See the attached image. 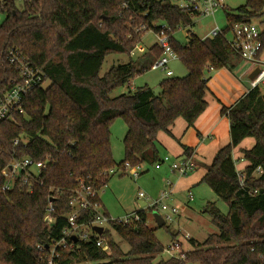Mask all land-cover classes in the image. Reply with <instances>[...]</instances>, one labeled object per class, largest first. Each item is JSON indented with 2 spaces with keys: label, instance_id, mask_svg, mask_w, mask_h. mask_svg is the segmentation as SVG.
<instances>
[{
  "label": "trees",
  "instance_id": "1",
  "mask_svg": "<svg viewBox=\"0 0 264 264\" xmlns=\"http://www.w3.org/2000/svg\"><path fill=\"white\" fill-rule=\"evenodd\" d=\"M0 0V99L18 82L8 53L18 51L42 69L47 88H38L24 101L25 114L0 123V264H49L52 245L69 229V202L80 182L91 181L101 191L108 184L104 173L126 163L131 166L160 163L157 137L184 119L194 127L206 111L208 72L234 70L240 56L225 38L201 39L188 32L186 44L175 37L172 47L188 73L169 77L156 94L149 86L113 98V93L143 74L161 57L142 64L131 61L100 71L107 56L130 55L142 41L141 28L156 33L163 25L173 33L193 26L189 13L163 0ZM231 23H256L261 29L260 53L264 58V0H245L236 11H227ZM142 36V37H141ZM230 121L231 142L206 166L201 184L207 185L228 205L225 215L211 202L204 213L218 228L204 243L188 239L190 264H264V92L248 91L232 107L222 111ZM121 119L127 127L123 140L125 158L113 156L111 128ZM252 138L255 145L242 150L248 163L241 183L234 150ZM19 140V144L15 142ZM186 157L192 149L184 148ZM47 161L46 171L32 189L23 176L10 191H3L6 173L14 161ZM259 170V171H258ZM54 200V222L46 223L49 201ZM156 210L148 212L151 216ZM143 221L133 226L112 224L102 236L80 239L73 249L60 248L59 264H185L176 258H160L165 247ZM91 221L82 213L78 225ZM162 228H167L166 224ZM115 230L131 246L128 253L114 241ZM177 235H173L174 241ZM101 239L110 254L97 246ZM38 247H42L39 250Z\"/></svg>",
  "mask_w": 264,
  "mask_h": 264
},
{
  "label": "built area",
  "instance_id": "2",
  "mask_svg": "<svg viewBox=\"0 0 264 264\" xmlns=\"http://www.w3.org/2000/svg\"><path fill=\"white\" fill-rule=\"evenodd\" d=\"M171 3L175 8L189 13L191 18H205L215 16L221 10H227L228 6L226 0H163ZM229 28L222 30L218 26L214 27L208 36L204 39H213L217 37L225 38L228 45L233 51H235L246 65L251 66V71L259 68V74L251 80V88L264 87V58L260 53L261 49V29L256 23L242 22L231 23L228 20ZM183 29L182 26L178 28V31ZM157 34V47L161 50V57L153 64L152 70H164L168 77H172L173 73L169 70L171 62L180 60L179 56L173 50L172 39L175 33L166 25L156 33ZM8 61L10 66L14 67L18 74V82L8 91V93L0 99V123L12 120L15 114H25L24 101L25 99L38 88H44L47 82V76L45 72L39 67L33 66L29 63L18 51L11 50L8 53ZM19 144V140L15 142ZM239 164L240 161H235ZM49 164L47 161L37 162L33 159H23L21 161H14L10 168L7 170L6 183L3 186V191H10L14 188L16 182L23 176V185H28L30 189L34 185L39 184V177L43 171H46ZM162 164H170L172 173H177L181 177H187L197 169V164L193 157H184L178 160H173L170 156H166L155 167L159 169ZM143 164L137 166H131L130 163H126L121 167H113L104 175L110 177L122 171L123 175L129 173L133 178L138 179L144 174ZM259 171V170H258ZM239 178L243 183L245 176L243 172L239 171ZM80 187L73 191L69 206L70 212L67 215L69 229L65 231L64 237L61 241L52 245L49 264H59L61 259L60 248L73 249L74 242L72 237L75 236L79 240L88 241L89 238L84 234L83 229L88 228L92 231V236H98L94 232L93 228L109 227L112 224L133 226L138 223H142V212L148 214V212L156 210L160 213L165 224H171L180 215V209L168 204L170 193L164 191L157 199H152L144 192H139V202L144 201L146 204L142 207L139 203L138 211H134L125 215L122 218L114 219L112 216L104 212L102 204L99 198L98 191L91 181L80 182ZM171 183H167V187H170ZM189 201L194 200V196L191 192L188 195ZM55 211L54 200L49 201V205L46 212L45 221L51 225L54 222L52 215ZM88 212L91 216V221L84 225H78L77 220L82 213ZM148 225V223L146 224ZM190 239L189 236H185ZM97 246L105 250L106 245L99 239ZM42 250V247H38ZM164 253L168 254L169 258H176L182 262L187 263L186 250L183 249L179 241H173L168 247L164 249Z\"/></svg>",
  "mask_w": 264,
  "mask_h": 264
},
{
  "label": "rangeland",
  "instance_id": "3",
  "mask_svg": "<svg viewBox=\"0 0 264 264\" xmlns=\"http://www.w3.org/2000/svg\"><path fill=\"white\" fill-rule=\"evenodd\" d=\"M228 6L227 10L219 11L215 16L205 18H195L193 26L180 29L174 34L175 39L180 44H186L188 41V32L204 39L208 36L210 31L218 26L220 29L225 30L229 28L227 20V11H236L238 8L245 5V0H226ZM16 6L19 11H23V0H17ZM4 20V16L0 14V25ZM148 31V32H146ZM144 34L142 41L137 45L135 50L130 55L125 54H112L106 57L105 62L100 71V77L105 76L113 67L127 65L131 61L139 65L147 59L155 57V53L151 52L152 48L157 46V34L148 28H141ZM142 37V36H141ZM251 68V66H248ZM169 70L173 72V78L185 77L188 73L181 60L171 62ZM238 71L237 75L239 76ZM167 78L166 71L164 70H149L143 74L136 75L127 85L118 88L112 95L113 98L126 95L132 92L131 88H141L149 86L156 94L160 93L159 84ZM237 79V78H236ZM248 81V77L245 78ZM50 82H46L44 88L49 86ZM263 88V87H262ZM127 132V127L121 119L116 120L111 128V142L113 147V156L117 163H121L125 158V151L123 140ZM255 144L254 139L249 138L243 142V148H251ZM237 154H240L237 151ZM240 167V165H239ZM142 174L138 179L133 178L129 173L123 175L122 171L117 174L111 175L108 180L107 186L100 192V196L107 210L111 212L114 219L124 217L128 210L138 211L139 209V192H144L147 196L156 194L160 189L159 181L155 180L154 165L147 164ZM207 186V185H206ZM163 187V185H162ZM161 187V188H162ZM208 187V186H207ZM209 188V187H208ZM210 195H206L204 191L194 192V200L191 202L188 199L189 193L186 195V205L180 210V215L171 224H166L167 228L159 227L153 216L148 214V226L154 231L158 241L166 248L173 241V235L176 236L184 250L192 248L190 241L185 237L189 236L191 239L199 243H204L207 238L212 234L219 232L218 228L212 223L211 217L204 213L206 202H213L221 210L223 214L228 213V205L224 203L219 197L209 188ZM159 195V194H158ZM155 199V198H153ZM131 212V213H132ZM109 227H105L107 229ZM84 234L89 238L92 237L91 229L84 228ZM114 241L121 247L124 253H128L131 249L130 244L123 239L115 230H111ZM105 251L111 253L109 248L106 247ZM170 256L163 253L160 258L165 259Z\"/></svg>",
  "mask_w": 264,
  "mask_h": 264
},
{
  "label": "crops",
  "instance_id": "4",
  "mask_svg": "<svg viewBox=\"0 0 264 264\" xmlns=\"http://www.w3.org/2000/svg\"><path fill=\"white\" fill-rule=\"evenodd\" d=\"M248 66L241 59L234 70L222 69L208 72L207 77L210 79L208 83L209 90L206 94L208 107L196 121L194 127H189L187 122L180 118L170 128L168 133L160 132L158 134L157 141L160 160L166 156H170L173 160L184 158L186 157L184 154V148L186 147L192 149L191 157L194 158L197 169L189 176L181 177L177 173H172L170 164H162L159 169L154 165L156 171L154 174L155 180L159 181L160 190L156 194H151L150 198L157 199L162 192L168 191L170 193L168 204L182 210L184 208L183 205H186L187 193L191 192L193 194L198 191L202 193L204 191L206 195H210L209 188L205 184H201L202 179L206 175L205 167L213 162L220 149L226 147L231 142L230 121L227 116L222 114V111L225 108L232 107L252 89L251 77L257 68L251 71V68ZM238 71L240 72L239 76L237 75ZM246 77H248V81L245 80ZM167 78L169 77L167 76ZM131 89L135 91L137 88ZM261 90L264 92V87H261ZM251 148H243L242 143L234 150V160L240 161L239 164H236L238 171L243 172L248 166V163L243 160L242 150H249ZM237 151L240 154H237ZM146 165L143 164V167H146ZM168 182L171 183L170 187H167ZM99 198L104 212L112 216L111 212L104 205L100 193ZM139 203L141 206L143 203L145 204L144 201ZM206 203L207 207L210 202ZM131 212V210H128L125 215Z\"/></svg>",
  "mask_w": 264,
  "mask_h": 264
},
{
  "label": "water",
  "instance_id": "5",
  "mask_svg": "<svg viewBox=\"0 0 264 264\" xmlns=\"http://www.w3.org/2000/svg\"><path fill=\"white\" fill-rule=\"evenodd\" d=\"M260 72V69L257 68L256 71L254 72V74L252 75L251 79L253 80ZM146 204V203H145ZM145 204H142V207L145 206ZM153 217L157 223V225L159 227H162L163 225H165V221L163 220L162 216L160 215L159 212H154L153 213ZM48 223V222H47ZM94 232L97 233L99 236H102L104 233V228H100V227H95L93 228ZM72 241L76 244L78 243L79 239L75 236L72 237Z\"/></svg>",
  "mask_w": 264,
  "mask_h": 264
}]
</instances>
